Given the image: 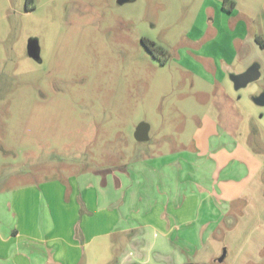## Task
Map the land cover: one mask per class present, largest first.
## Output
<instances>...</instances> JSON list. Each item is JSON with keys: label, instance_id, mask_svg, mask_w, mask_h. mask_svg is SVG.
<instances>
[{"label": "rangeland", "instance_id": "rangeland-1", "mask_svg": "<svg viewBox=\"0 0 264 264\" xmlns=\"http://www.w3.org/2000/svg\"><path fill=\"white\" fill-rule=\"evenodd\" d=\"M118 2L0 0L4 185L59 178L69 186V179L93 174L100 200L95 209L110 192L121 200L109 198L108 205L130 219L136 214L130 194L139 189L135 183L118 188L113 179L105 192L107 176L134 173L129 165H142L144 173L151 159L186 154L209 162L208 172L192 171L191 190L214 195L225 183L246 185L232 199L214 195L213 236L202 246L177 247L181 264H264V106L254 102L264 93V49L255 41L264 38V0ZM144 38L154 43L155 54ZM31 40L39 43L40 61L28 54ZM254 64L261 77L236 90L231 75ZM209 120L228 135V146L236 140L235 149L197 153ZM141 123L150 128L147 141L136 139ZM239 153L250 154L252 162ZM213 157L220 159L218 170L224 165L231 175L210 171ZM138 175L133 180L142 185ZM153 183L161 195L141 193L145 211L164 202L161 184ZM142 233L96 242L81 264H127L126 255H141L137 245L146 249L145 260L161 257L162 248L150 249L145 239L127 246Z\"/></svg>", "mask_w": 264, "mask_h": 264}, {"label": "crops", "instance_id": "crops-1", "mask_svg": "<svg viewBox=\"0 0 264 264\" xmlns=\"http://www.w3.org/2000/svg\"><path fill=\"white\" fill-rule=\"evenodd\" d=\"M228 61L232 60L228 58ZM221 75L220 81H224L223 70ZM222 132L224 130L213 120L204 122L201 131L203 137L198 139L197 153L203 155L224 148L235 149L236 140L232 146H228L230 139ZM240 158L252 162L250 154L239 153ZM215 160L220 159L212 158L210 171L216 176L221 173L231 175V171L224 165L218 170V165L221 164ZM150 161L153 163L152 167L144 173L142 165H129L137 177L142 174L143 177L139 179L143 181L142 185L136 184V180H133L135 174L129 171L127 174L121 172L119 175L116 173L107 176L105 192L112 185L113 179L118 188L135 183L139 189V193L134 190L130 194L134 200L132 207L136 210V214L130 219L125 215L127 211L121 209L118 213L115 209L112 210L113 206L108 205L109 198L115 197L114 202L121 200L118 195L113 196L110 192L105 193L103 206L99 204L95 209L100 200L93 174L69 179V186L59 178L34 180L22 186H5L4 183L9 179L0 171V264H81L96 242L98 245L105 244L114 234L134 230L143 231V237L133 239L127 244L128 247L145 239L150 249L160 246L163 255L156 259L148 256L145 260L142 254L146 249H139L140 245H137L141 255H126L127 264H138V261L141 264L153 261L156 264H181L183 256L177 247L202 246L213 236L214 226L209 222L216 217L217 204L212 198H235L246 184L225 183L221 189L223 194L214 189L215 196L212 193L211 196L210 193H199L187 186L192 181V171L201 169L208 172V161L186 154L176 157L164 155ZM203 162L205 163L202 164ZM153 181L161 184L158 187L162 188L167 197L164 195V202L158 201L145 211L144 195L141 193L144 192L153 199L161 195L155 189L157 183ZM200 184L205 187L202 182Z\"/></svg>", "mask_w": 264, "mask_h": 264}, {"label": "water", "instance_id": "water-1", "mask_svg": "<svg viewBox=\"0 0 264 264\" xmlns=\"http://www.w3.org/2000/svg\"><path fill=\"white\" fill-rule=\"evenodd\" d=\"M128 0H119V4H124ZM28 54L29 56L36 60L40 61V47L39 43L36 40H31L28 45ZM261 77L260 66L258 64L252 65L247 71L242 74L231 75V80L234 83L235 89L239 90L244 87H247L250 83L257 81ZM254 102L257 105L264 106V93L255 97ZM149 126L145 123H141L136 131V139L138 141H147L149 138ZM226 256V251H224L223 257L219 260L222 262ZM185 264H194V263H185Z\"/></svg>", "mask_w": 264, "mask_h": 264}, {"label": "trees", "instance_id": "trees-1", "mask_svg": "<svg viewBox=\"0 0 264 264\" xmlns=\"http://www.w3.org/2000/svg\"><path fill=\"white\" fill-rule=\"evenodd\" d=\"M224 7H226V4L224 3L223 5ZM143 43L145 44V46L149 49L150 52H152L153 54H155V46H154V43L149 41L148 39H143L142 40ZM255 41L256 43L261 46L263 49H264V38L261 37L260 35H257L255 37Z\"/></svg>", "mask_w": 264, "mask_h": 264}]
</instances>
